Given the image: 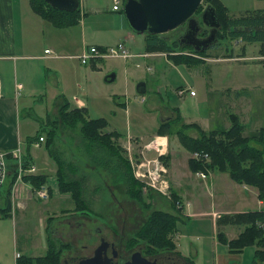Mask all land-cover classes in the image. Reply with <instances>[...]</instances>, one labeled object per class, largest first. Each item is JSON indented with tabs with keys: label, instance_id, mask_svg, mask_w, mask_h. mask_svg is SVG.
I'll return each instance as SVG.
<instances>
[{
	"label": "crops",
	"instance_id": "crops-1",
	"mask_svg": "<svg viewBox=\"0 0 264 264\" xmlns=\"http://www.w3.org/2000/svg\"><path fill=\"white\" fill-rule=\"evenodd\" d=\"M81 1L84 7L87 6L89 12L95 14V16H99V18L101 19L100 22L89 24L84 17L85 20L81 21V23H78L80 24L78 27V37L80 38L79 40L81 44V47L80 49H78V51H82V49L84 50L87 46L91 45L102 47L111 45L104 40L92 39L91 36H97L96 33L98 34L100 32L108 35L109 33H116L117 31L125 29L126 23H124L122 11L119 9L113 10L111 8V10H102L103 6L100 3L96 2V0H79V6ZM233 1L235 3L238 2V0ZM222 2H224V0H222ZM225 6L227 5L225 4ZM244 11L245 10H239V15ZM85 14L86 13H84V15ZM103 17H105L104 20ZM44 20L45 19H43L41 16L33 12L29 4V0H0V150L11 151L22 142H24L25 145L26 138L33 135L36 129H38L39 126L43 124V122L44 125H48L49 123L56 124V122L59 121V107L65 97L62 96V92L60 93V89L58 88L59 83L56 73V71H58L57 60L63 59L69 61L72 58H76L75 55H77L78 53L73 52L75 49H77L74 46V43L70 45L67 42L63 41L62 38H60L67 34L64 31H57V29L54 31H49L48 36L46 37V39H44ZM68 27H62L59 28V30ZM86 28L90 30L87 31ZM120 36L121 38L116 42L126 41L128 39L131 41L133 39L128 31L124 35ZM50 39L53 43L50 41ZM88 40H92L94 42L88 44ZM235 41L237 42L238 40ZM243 43L244 42L241 43L243 46H241V55L235 56L232 52L233 56H231L230 58L224 57L221 54L212 56L206 51L207 56L204 57H200L196 53L183 52L192 57L201 59L200 61L186 60V63L182 62L180 64H175L171 60H168L166 58L165 60L171 62L173 67L177 68L175 70L177 71V73H179L182 79L188 77L187 75H191L192 77V74H194L195 78V76L199 74V70L196 68L204 61L209 60L213 62H225L233 60L243 63L248 61L250 57L246 54L247 44L244 45ZM46 49L49 50L47 52H44ZM148 54L150 53H147V55ZM127 58L129 57H124L123 59ZM260 58L264 57L260 56ZM97 60L98 59H90L88 61L91 68L96 67L95 62H97ZM208 70H210L209 67L206 71ZM49 80H53L56 87V89L51 90L52 92H50V94H48L46 87ZM180 87L183 86L179 84L176 85V89ZM190 89L193 90L192 86L190 87ZM241 92L243 91L240 90L238 86L231 87L228 84L225 86H221L220 88H212L211 86H209L206 90V95L205 93H203V97L200 102L197 103V100H194L196 109L194 111V114H190L189 112H187L184 109V105L181 103L179 104V106L169 107L154 103L151 107L158 111L159 123L154 125L155 127L153 126L150 135L148 134L149 136L148 139H146L147 141L142 140L145 136H142L141 134L134 133L127 135L122 134L115 129L110 131L105 130V127L102 129V132L115 131L117 133H120L121 136H119L118 139H123V141L127 143V146H125L126 148H133L136 143L139 144L141 146L139 152L142 151L140 153L138 152L140 158L141 153L144 154L148 152V150L146 151V148L144 147V145L146 144H149V146H152V144H158L162 155L167 156V160L166 163L164 162V165H166L167 167V177L169 179L171 188L170 191L178 196L177 200L181 207L177 208L175 205V207H173L170 204L169 212L178 213L179 220L181 221V223H183V225L187 224L185 223L187 221L194 222L191 223L194 229L189 227L184 228V230H180L179 228L175 230L176 232L173 237L175 241L174 243L176 244V250L180 253L181 257L190 258L194 262V264H255L253 254L256 249L255 246H247L240 251L230 252L227 244L220 242L219 240L220 233L223 234V237L225 236L228 240L235 238L243 229L242 227L244 225L221 223V221L219 223V219L220 215L223 214H236L237 212L247 210L264 209V202L260 201L257 198L256 188L246 184H239L235 182L229 176H227L228 174L226 172L206 169V178L199 177L198 175H196L198 171H191L187 164L188 159L192 157V153L187 152L185 156H182L181 154L183 153L181 152L180 157H178L177 159V156H175L176 153L174 152L177 148L175 146V141H173L172 143V141L168 138V134L159 135L156 133V130L159 127L158 125L173 120L176 117L177 112L180 115L181 124L194 123L203 130L220 131L221 129L227 128V125H229V121H227L226 118L224 119V117H226V109L223 106V102L227 104L228 99H231L228 100L230 102H232V100H235L234 98L230 97L232 93L236 94V98H240L241 100L245 99V97H242ZM44 93L46 94L44 95ZM246 93L247 96H249L250 109L252 108V104L254 103L256 107L260 108H258V111L252 112L251 110V112L247 115L244 112V108L242 106V109H240L239 112H236V114H238L241 123L245 125L243 136H253L257 134L259 128L264 127V92L258 89L254 91L246 89L245 94ZM48 95H50V98L53 100L51 103L52 106L49 108L47 106V99L45 98V96ZM189 95L194 97L196 95V92L194 91V94L189 93ZM72 100V105L70 104L71 108L77 106L85 107L87 109L86 104L82 99L72 97ZM44 101H46V103ZM26 108L33 109L34 112L32 114L29 112L25 113V119H28V121H24L23 126L25 128H29L30 121L34 122L32 124L33 132L31 133V131H29L28 129V134L22 137V135L18 132L20 130L21 124L18 118H20L21 110H24ZM201 108L202 110H205L206 108L207 112L204 110L202 111ZM230 108L232 109L231 103L229 104V109ZM200 110L203 113H201ZM51 114L55 115L53 119L49 117ZM243 117H245L246 119H244ZM86 118L88 119L91 117L86 116ZM74 128L78 129L79 125ZM60 130L62 131H60L58 137L55 138L52 142V147L54 149H57L56 146L57 142L59 141L58 139L60 137V134L62 133L63 136V134L65 133L64 128ZM188 132V134L193 138L198 134L196 129H189ZM43 135H45L44 132ZM80 140L82 141V138ZM44 143L45 139H43L42 141H35L34 143H31L28 149L30 155L28 164H32L36 167V172H34L33 174L42 173L47 175L46 181L42 185L49 186L47 187L50 194V199L48 200H51L54 197L53 195L55 194L56 196H59V198H71L70 195H68L69 193L64 194L58 190L57 183H55V169L57 168V166L54 159L52 157H48L49 153ZM172 144L175 146L174 148H172ZM42 145L44 146L45 151H42L40 149ZM25 147L26 145L23 146V152H25ZM97 152L101 153L102 149L97 148ZM154 153L156 155V151ZM90 157L91 158H89V160H86L91 162V164H96V168L105 169L102 168L103 162L101 158L99 159L98 157L97 159H94L92 156ZM63 159L68 163L65 169L69 177L79 178L82 176H76L77 169H74L72 160H69L67 158ZM7 162V168L9 170V173L11 174V169L14 166V159H8ZM10 174H8V176ZM194 175L195 177L199 178V181H201L203 184V189L196 190V192H193L194 190H191V184L194 181ZM53 179V182L56 184L55 188L51 183ZM15 184L17 193L16 195L10 197L12 202V208L10 211L11 215L13 213H15L16 216L17 213H19L20 215L19 218H15L12 223H8V226L10 225V233L9 236H6L8 237L7 249L6 245L1 244L0 242V264H16L15 261H17V259L21 255H26L27 257L42 256L47 250L46 247L48 236L56 239V241L60 245H69L67 247H62L63 251L60 261H62V263L64 264V257H67L65 256L64 252L65 250L69 249L71 243L69 241L58 238V236L55 235L57 233L56 229L62 226L61 224H66L69 228L78 226L82 228V223L72 220H75L74 218H79L86 214L81 212V215L78 216L77 213L74 212L78 209L74 204V207L72 208H64L61 210L63 212L61 215H65L64 219L67 223H57L56 225H53L51 221H53L54 217H58L56 213L53 212L55 214L46 217V223H43L41 221L40 231L38 235L39 240L31 241L28 240L27 237H25L27 239L26 247L22 250V247L18 245V237H16L17 228L20 227L21 229H23L24 227H26V223H22V219L24 216L22 213L25 212L24 209L28 208V202L33 201V199L42 201L45 200V202L47 200L39 198V196H34V194H32L33 189L31 185L24 182L23 179L21 181H17V183ZM86 188V183H84L82 195L85 194L84 191ZM102 193L103 192L101 189V192L99 194L103 195ZM86 200L88 199L86 198ZM249 205L254 208H248ZM205 217L211 218V230L209 229L208 223H204L205 221L203 220V218L205 219ZM0 218H2L1 215ZM1 220L2 219H0V221ZM17 220H20V222L17 223ZM67 226H64L63 228L68 229ZM99 228H101L100 225L96 227V230L98 231ZM203 228L208 231L207 234H203V232H201L200 229ZM177 239H180V244L176 243ZM191 239L195 240L196 242H191ZM1 247H3V249ZM4 249H6L7 251ZM24 250H27V252L25 253Z\"/></svg>",
	"mask_w": 264,
	"mask_h": 264
},
{
	"label": "rangeland",
	"instance_id": "rangeland-1",
	"mask_svg": "<svg viewBox=\"0 0 264 264\" xmlns=\"http://www.w3.org/2000/svg\"><path fill=\"white\" fill-rule=\"evenodd\" d=\"M96 2L103 6L102 10H108L112 8L113 5L112 0H96ZM224 2L229 9L230 16H238L239 10L264 8V0H238L236 3L233 0H224ZM79 7L80 23L85 19L89 24L100 22L101 18L89 12V9L87 6L84 7L82 1ZM84 13L87 15H84ZM104 19L105 17H103V20ZM125 21L124 18V23H126L125 29L117 31L116 33H109L108 35L103 32L98 33L99 35L96 33L97 36H91V38L104 40L105 42H108V44H111L109 46H114L118 43L116 41L121 38L120 35H124L128 31L133 39L131 41L128 39L121 42L124 43L125 49L132 54V57L129 56L127 59H123L124 57L101 58L99 61L97 60V62H95V68H91L89 62H86L85 64L81 63L79 61L80 59L77 57V55L83 51V49L82 51H78L81 47L80 38L78 37V27L80 24L77 23L75 26L64 28L62 30H59V28L54 27L45 20L43 25L45 34L44 39L48 36L49 31L57 29V31H64L67 33L63 37H60L63 41L70 45L74 43V46L77 48L73 51L74 53H78L75 55L76 58H72L69 61L63 59L57 60L58 71H56V73L58 76V88L60 89V93L62 92V96L65 97L71 105L73 102L72 97L82 99L87 107L86 116L91 118H106L108 125L105 127V130L110 131L115 129L120 133L127 135L137 133L145 136L142 140H146L148 139L153 126L159 123V113L156 109L151 107L154 103L168 107L179 106L181 103L184 105V109L187 112L194 114V111L196 110L194 100H197V103L200 102L203 93L206 95V90L209 86L212 88H220L221 86L228 84L231 87L238 86V88L244 92H241L242 97H245L243 100L236 98V94L232 93L230 97L235 100L230 102L228 100L231 99H228L227 104L223 102V106L226 110L236 113L239 112L243 106L244 112L248 115L251 110L252 112L258 111V108H260L256 107L254 103L250 109L249 96H247V93L245 94L246 89L251 91L258 89L264 92V58L258 56L257 49L259 44L257 42L246 45V54L250 59L245 63L233 60L225 62L204 61L196 68L199 70V74H197L195 78L194 74H192V77L191 75H187L188 77L182 79L179 73L175 70L177 68H174L171 62L165 60V58L168 59L165 52L144 53L143 35L133 31ZM86 29L87 31L90 30L88 28ZM163 34H166L170 39H176V34L173 33V30ZM50 41L52 42L51 39ZM87 42L88 44H91V42L94 41L88 40ZM226 43L219 45V47L216 46V48L211 45L208 47L207 52L212 56H217L218 54L224 56L226 53L224 51V46L230 45L233 47L232 52L235 56L241 55L242 40H238L237 42L234 40L228 44ZM147 53H150L151 55H147ZM208 67L210 70L206 71ZM111 74L114 75L112 79L109 76ZM139 82L145 83L144 87L146 91L144 93H139L137 91L136 87ZM178 84L186 89L185 93L182 95L177 93L176 85ZM191 86L196 92L194 97L189 95V89ZM46 87L48 94L52 92V89H56L53 80H49ZM45 94L46 93H44V95ZM45 98L47 99L48 108L51 107L53 100L50 98V95L45 96ZM44 102L46 103V101ZM230 103L232 109H229ZM206 110L207 109L205 108L204 111ZM202 111L201 113H203ZM26 112L32 114L34 110L30 108L21 110L20 118H18L21 124L18 132L22 137L28 134L29 131H31V133L33 132L32 124L34 122L29 120V128L23 126L24 121H28V119H25ZM54 116L55 115L51 114L49 117L53 119ZM225 118L229 121L227 117H224V119ZM243 118L246 119L245 117ZM61 123L62 121L59 119L56 124L49 123L48 125H44L43 122L42 126L45 130L54 128L56 131L55 138H57L60 131H62L60 129L64 128L65 133L63 132V136L62 133L60 134L56 146L57 149L53 148V150L63 158L72 160L74 169H77L76 176L79 177L82 175L83 182L86 183L87 188L83 195L84 198L88 199L87 207L83 209L78 208L77 211H74L78 216L81 215V212L86 215L79 218L76 217L74 218L75 220H72L82 223V228L79 226L69 228L66 224H61L62 226L56 229L57 233L55 235L58 236V238L71 243L69 249L64 252L65 256H67L64 257L67 259L66 261H69L70 258H75L77 260L81 257L92 255L96 248L95 246L100 243L101 235H103V238L107 241L114 242L115 248L121 247L120 250L124 253L123 246L119 245L121 244L120 241L125 240L129 235H132V231L140 225L144 220L143 218L146 217L151 209L157 208L170 211V204L175 205L177 208H181L179 203V205L176 204L178 200H174L173 198L166 199L164 196H161L153 190L149 191L152 195L147 196V201L151 203L149 209L144 208L140 203L131 199L126 193H124L125 189L123 186L115 182L116 175L106 167L105 163H103V167L106 170L96 168V164H91V162L86 160H89L91 157L89 155H84L85 153L78 129L63 126ZM45 130H43L44 133H46ZM187 132L188 130H186V133ZM168 136L172 143L175 141V146L177 148L174 152L176 153L175 156H177V159L180 157L181 152L183 153L181 154L182 156H185L187 152H189L187 150L185 151V149L179 144L178 139H176L177 135L175 131L170 130ZM115 143H118V145L122 147L121 154L129 159L130 167L133 161H138L143 156H155L154 152L156 150H154L153 147L146 148V151L148 150V152L144 154L141 153L140 158L139 153L142 151L139 152V149L141 148L139 144L136 143L133 148H126L125 146H127V143L123 141V139L115 140ZM18 145L20 146L24 157V142ZM175 146L172 144V148ZM40 149L45 151L43 145ZM11 159L13 160V158ZM193 177L194 181L191 184V190H194L193 192H196V190H202V182L199 181V178L195 177V175ZM53 181L54 179L51 183L55 188L56 184ZM5 184H7V180L1 184L0 203H3L2 196L6 186ZM101 189L103 195L99 194ZM34 192L35 191L32 190V194L36 196ZM53 196L54 197L51 200H48L50 199L49 196V198L46 199V202L45 200L42 201L36 199L28 202V208L24 209L25 212L22 213L24 215L22 223H26V227L23 229L18 227L16 235V237H18V245L22 247V250L26 247L27 239L31 241L39 240L38 235L40 231V223L41 221L46 223L45 220L47 216H52L56 213L58 217H54L53 221H51L53 225H56L57 223H67L64 219L65 215H61L63 213L61 210L74 207V200L71 198H59L56 194ZM248 208L253 209L254 207L249 205ZM19 215V213H17V216L13 213L11 216H2V218H0L3 220L0 221V242L1 244L6 245V249L8 246V237L6 236H9L10 233V225L8 226V223H12L15 218L18 219ZM203 220L205 221L204 223H208L210 229L211 218L205 217ZM18 222H20V220H17V223ZM185 223L187 224L183 225L179 220L177 222V229L184 230V228L189 227L194 229L191 224L194 223L193 221H187ZM98 225H100L101 228L97 231L96 227ZM64 226H67L68 229H64ZM204 228L200 230L203 234H207L208 231ZM25 237H27V239ZM179 242L180 239H177L176 243L180 244ZM191 242L196 241L191 239ZM1 248L3 249V247ZM24 252L26 253L27 250H24ZM128 252L129 251H126L125 253Z\"/></svg>",
	"mask_w": 264,
	"mask_h": 264
},
{
	"label": "trees",
	"instance_id": "trees-1",
	"mask_svg": "<svg viewBox=\"0 0 264 264\" xmlns=\"http://www.w3.org/2000/svg\"><path fill=\"white\" fill-rule=\"evenodd\" d=\"M124 1V0H122ZM29 4L34 13L41 16L51 25L62 28L76 25L80 21V8L73 11H65L51 7L44 0H29ZM205 5L212 6L216 13V19L220 23V27L216 30L217 40L211 44L212 47L226 42L230 43L234 40H242L243 44L258 43V56L264 57V8H256L245 10L236 17L229 15L228 7L222 0H202L196 10V15L202 11ZM207 28H204V32ZM144 35V52H165L168 60L175 64L186 60L201 59L192 57L183 52L196 53L200 57L207 56L206 51L194 50L192 46H179L177 39H170L166 34H150ZM226 43V44H228ZM243 47V46H242ZM224 57H231L232 47L224 46ZM69 101L64 99L59 107V119L63 125L74 128L79 125V131L82 138V145L85 155H90L94 159H102L106 167L116 175L115 182L122 185L125 192L131 199L140 203L144 208H150L151 203L147 201V196L152 193L143 191V184L136 180L130 161L122 155V147L115 140L121 136L115 131L102 132L107 126V120L104 117L86 118L85 107H70ZM176 111V110H175ZM229 120L227 128L219 130H203L194 123H180L179 113L176 117L164 124L158 125L156 133L166 135L173 130L176 132L179 143L190 153H207L208 161L203 159H188V167L191 171H206V169L226 172L232 180L239 184H246L257 189V198L264 202V127L258 129L257 134L253 136H243L245 125L241 123L238 114L229 110L225 111ZM196 129L197 136L194 138L186 133V130ZM41 125L36 129L35 133L26 138V147L24 155V164L26 167L29 163V146L35 141H39L42 136L45 139V146L48 150L49 157H52L56 163V181L58 190L62 193H69L71 199L74 200L76 208L83 209L87 207L86 198L83 197V178H71L67 175V162L53 150V141L56 136L54 128L45 130ZM97 148H101L102 152H97ZM7 159H11L7 154ZM166 163L167 156L161 155ZM15 166V162H14ZM11 169V174L7 177L4 194L2 196L3 203L0 206L1 216H11V192L13 183L17 178L16 166ZM104 168V167H102ZM46 174H25L22 175L24 182L31 185L33 190H37L46 181ZM172 198L177 200L178 196L171 191ZM173 205V204H172ZM174 206V205H173ZM175 207V206H174ZM179 214L165 211L162 209H151L140 225L132 231L125 240V251L132 250L137 245L141 246L142 253L145 255H156L161 251H168L181 257L176 250L174 243V234L179 221ZM233 223L244 225L242 230L235 238L228 240L223 234H219L220 242L227 244L230 252H237L247 246H255L254 263L263 264L264 262V209L247 210L242 212L228 213L220 215L219 223ZM64 246L60 245L53 237H47L46 252L42 256L30 257L21 255L16 264H63L61 255ZM187 263L194 264L188 257H181Z\"/></svg>",
	"mask_w": 264,
	"mask_h": 264
},
{
	"label": "water",
	"instance_id": "water-1",
	"mask_svg": "<svg viewBox=\"0 0 264 264\" xmlns=\"http://www.w3.org/2000/svg\"><path fill=\"white\" fill-rule=\"evenodd\" d=\"M51 7L65 11H73L78 8L79 0H44ZM202 0H124L122 4L125 22L136 33L163 34L172 31L185 23L182 32L177 37L179 46L189 45L195 50H204L217 40V32L220 27L216 13L212 6L205 5L199 15L196 10ZM209 28L204 37L197 36L203 28ZM112 79L113 74L109 75ZM145 83L137 84L139 93L145 92ZM91 256H84L70 262L63 260L64 264H115L111 258H115L117 250L109 241L101 238ZM122 264H189L183 258L171 252L159 254L153 259L145 258L140 250H134Z\"/></svg>",
	"mask_w": 264,
	"mask_h": 264
},
{
	"label": "built area",
	"instance_id": "built-area-1",
	"mask_svg": "<svg viewBox=\"0 0 264 264\" xmlns=\"http://www.w3.org/2000/svg\"><path fill=\"white\" fill-rule=\"evenodd\" d=\"M112 9H120V0H113ZM48 50L49 49H46L44 52H47ZM131 55L132 54L127 49H125L124 43L118 42L116 45L109 47H99L96 45H91L85 48L80 54L77 55V57L82 63H86L90 59L99 60V58L101 59L108 57H129ZM185 91L186 89L183 87L177 89V93L179 95H182ZM189 93L194 94V90L189 89ZM39 140H43V137L40 136ZM144 147H153L154 150H156V155L152 157L143 156L140 160L132 162L131 167L135 179L143 184V191L153 190L167 199H172L170 183L167 177V167L166 165H164L165 163L161 158L162 153L160 152L159 145L152 144V146L150 147L149 144H146L144 145ZM7 154H10L11 158H13L16 162L15 166L17 169V178L15 183H17V181L22 180V175H24V173L32 174L36 172V167L32 164H28L26 167L23 166L24 158H22L23 153L19 145L11 151L0 150V187L2 186L1 184L5 182L9 174V170L7 168ZM192 157L196 160L203 159L208 161L209 159L207 153L202 154L198 152H193ZM196 174L201 178H206L207 176L204 171H198ZM15 183H13L12 186V196L16 195L17 193ZM35 194L37 197L39 196V198L42 199H47L49 197L48 189L46 186L43 185L39 189L35 190ZM176 204H178V201Z\"/></svg>",
	"mask_w": 264,
	"mask_h": 264
},
{
	"label": "flooded vegetation",
	"instance_id": "flooded-vegetation-1",
	"mask_svg": "<svg viewBox=\"0 0 264 264\" xmlns=\"http://www.w3.org/2000/svg\"><path fill=\"white\" fill-rule=\"evenodd\" d=\"M184 26H185V23H183V24L180 25L178 28H176V29L173 30V33L176 34V39H177V37L179 36V33L182 32ZM203 31H204V28H203V30L201 29L199 32H197V33H198L197 36H199V37H204V36H206V35L208 34L209 28H207V30L204 32L205 34H201V32H203ZM101 238H103V235H101L100 240H101ZM104 239H105V238H104ZM105 240H106V239H105ZM125 240H126V239H125ZM125 240H121V241H120L121 244H119V245L123 246V250H124L123 252H124V253L121 252V250H120L121 247H120V248H115V246H114V242H109L110 245L113 244L112 246H113L115 249H117L116 257H115V258H111V259H112L111 261L114 262L115 264H122L125 260H127L126 258H128V257L130 256V254H131L134 250H140V251H141V254H142L143 256H145V258H149V259H153V257H155V256H157V255H159V254H162V253L167 252V251H161V252H159V254L157 253L156 255H145V254L142 253L141 246H140V245H137V246L134 247L132 250H129L128 253H125V252H126V251H125V246H124V244H125ZM100 242H101V241H100ZM90 256H91V255H90ZM66 260H67V259H66ZM70 260H76V259H75V258H70L68 262H70Z\"/></svg>",
	"mask_w": 264,
	"mask_h": 264
}]
</instances>
